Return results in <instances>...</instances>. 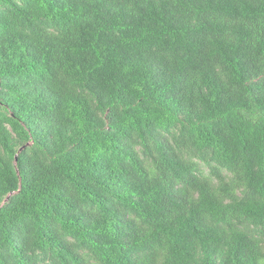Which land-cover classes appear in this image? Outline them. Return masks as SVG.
<instances>
[{
  "label": "trees",
  "instance_id": "obj_1",
  "mask_svg": "<svg viewBox=\"0 0 264 264\" xmlns=\"http://www.w3.org/2000/svg\"><path fill=\"white\" fill-rule=\"evenodd\" d=\"M0 264H264V0H0Z\"/></svg>",
  "mask_w": 264,
  "mask_h": 264
}]
</instances>
